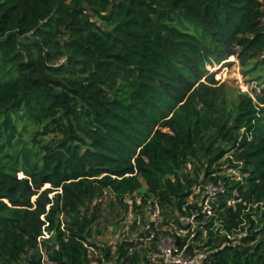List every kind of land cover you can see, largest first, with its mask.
Wrapping results in <instances>:
<instances>
[{
  "label": "trees",
  "instance_id": "16d2710c",
  "mask_svg": "<svg viewBox=\"0 0 264 264\" xmlns=\"http://www.w3.org/2000/svg\"><path fill=\"white\" fill-rule=\"evenodd\" d=\"M263 2L0 0V264H264Z\"/></svg>",
  "mask_w": 264,
  "mask_h": 264
},
{
  "label": "built area",
  "instance_id": "2783aa9c",
  "mask_svg": "<svg viewBox=\"0 0 264 264\" xmlns=\"http://www.w3.org/2000/svg\"><path fill=\"white\" fill-rule=\"evenodd\" d=\"M204 190L206 191V194L208 196H211L215 194L217 191L221 190V186H216L215 184L208 182L204 185ZM208 200L205 199L203 210L207 214H210L209 206H208ZM255 204L248 205L245 210H248L250 207H254ZM129 207V212L130 211ZM150 215V220L154 221V223H158L160 221V217L157 213V210H152ZM196 213L191 212L188 216L180 215L178 217L179 222L182 226H191L190 231L192 232L195 228L194 224V217ZM131 222V221H130ZM173 228V229H172ZM172 231H176V227L172 226ZM180 231H184L186 233L185 229H180ZM237 231V230H236ZM181 235V233L179 232ZM240 234H232L228 235L229 238L239 237ZM49 233L46 231H42V235H40L39 240H42L44 238H48ZM39 251L41 253V263L47 264L46 262V256L44 255V251L42 248V242H39ZM207 255L206 252L203 253H196V254H190L186 250V246H183L180 248L175 240V238L169 234H160L157 238V242H155V253L150 256V259L155 264H202V259L205 258ZM103 264H120L114 260H109L108 262H104ZM133 264H148L145 262H136Z\"/></svg>",
  "mask_w": 264,
  "mask_h": 264
},
{
  "label": "rangeland",
  "instance_id": "374dc122",
  "mask_svg": "<svg viewBox=\"0 0 264 264\" xmlns=\"http://www.w3.org/2000/svg\"><path fill=\"white\" fill-rule=\"evenodd\" d=\"M263 9H264V2H263ZM262 24L264 26V18L262 19ZM261 57H264V51H263ZM232 58L230 56L228 59L222 61L223 63L221 62L220 64L208 65L207 69L209 70V72L213 73V77L215 80H218L220 82L226 81L231 86L237 87L241 91H246V92L250 93L251 92V86L254 85L253 82H249V81H246V79H244V76L241 74V69H240L237 61L235 60L234 57H232ZM202 187H203L202 185L195 187L196 193H198V195L201 194V188ZM118 210H120L119 207L117 209L113 210L114 214ZM150 212H151V210L147 212V214L149 216L151 215ZM123 218H125V220H127L126 222H124V224L127 225L128 223H130V221L133 220L132 212H128L127 214H125L123 216ZM112 222H109V220L107 221L106 227L103 229V235H101L99 237L97 236L95 238V241H96V239L97 240H104V241L110 243L111 245H113L115 243V240H116L115 234H116V232L119 233L120 231L114 230V227L112 226ZM176 229L179 231V228H176ZM179 232L181 234H185L184 231H179Z\"/></svg>",
  "mask_w": 264,
  "mask_h": 264
}]
</instances>
